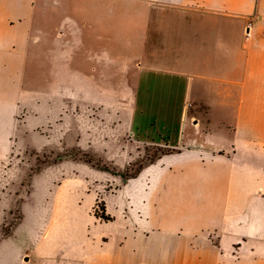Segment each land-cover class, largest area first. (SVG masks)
I'll list each match as a JSON object with an SVG mask.
<instances>
[{
  "label": "crops",
  "instance_id": "obj_1",
  "mask_svg": "<svg viewBox=\"0 0 264 264\" xmlns=\"http://www.w3.org/2000/svg\"><path fill=\"white\" fill-rule=\"evenodd\" d=\"M21 76L29 131L119 168L173 150L124 181L81 164L76 226L45 232L34 264H264V0H0V89ZM18 96L0 98L3 160Z\"/></svg>",
  "mask_w": 264,
  "mask_h": 264
},
{
  "label": "rangeland",
  "instance_id": "obj_2",
  "mask_svg": "<svg viewBox=\"0 0 264 264\" xmlns=\"http://www.w3.org/2000/svg\"><path fill=\"white\" fill-rule=\"evenodd\" d=\"M20 83V91L15 92L14 97L9 90L0 89V98L15 99L19 94L21 103L8 112L21 127L15 139V151L7 159H0V264L6 261L12 246L19 248L20 264H28L30 261L34 264L42 259L37 255L46 245L45 232L76 226L77 217L74 215L79 204L64 197L77 194L75 184L78 181L86 184L87 169L82 168L81 164L109 172L111 176L124 181L154 163L163 153L172 151L166 147L138 148L139 151H133V161L126 167L119 168L115 162L107 161L101 156L75 146L66 147L64 141L58 142L52 136L59 134L60 127L53 129L50 125L45 129H36L35 133L29 131L34 118L29 116L28 92L22 90V87L27 86L26 76H21ZM46 134L51 135L49 145L41 147ZM115 157L121 163L126 161L124 155ZM88 160L92 163L87 162ZM109 178L113 180L112 177ZM110 182L103 184L102 188L106 192L114 187ZM91 187L99 188L93 184ZM104 207L106 208L105 202L99 199L93 209L95 217L106 223L114 221L107 213V208L104 211ZM65 210L73 216L59 217V213ZM105 214L111 219H103ZM86 220L89 217L83 219V226L87 225ZM7 239L6 244L1 245Z\"/></svg>",
  "mask_w": 264,
  "mask_h": 264
},
{
  "label": "trees",
  "instance_id": "obj_3",
  "mask_svg": "<svg viewBox=\"0 0 264 264\" xmlns=\"http://www.w3.org/2000/svg\"><path fill=\"white\" fill-rule=\"evenodd\" d=\"M173 151V150H172ZM172 151H170V152H166V153H171ZM87 162H89V163H92L91 161H87ZM99 166V165H98ZM99 168H101V167H99ZM142 171V169H140L137 173H136V175L135 176H132V177H129L128 179H130V178H135V177H137L139 174H140V172ZM127 178H125V180H128ZM105 207H104V211H105ZM103 219H107V220H110L111 218L108 216L107 217V215L105 214L104 216H103Z\"/></svg>",
  "mask_w": 264,
  "mask_h": 264
}]
</instances>
